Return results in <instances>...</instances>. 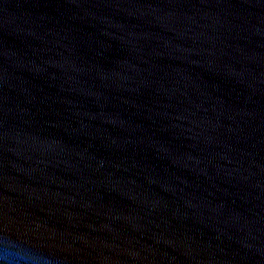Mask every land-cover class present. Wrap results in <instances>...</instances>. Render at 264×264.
<instances>
[{
    "label": "water",
    "instance_id": "obj_1",
    "mask_svg": "<svg viewBox=\"0 0 264 264\" xmlns=\"http://www.w3.org/2000/svg\"><path fill=\"white\" fill-rule=\"evenodd\" d=\"M264 264V0H0V253Z\"/></svg>",
    "mask_w": 264,
    "mask_h": 264
},
{
    "label": "clouds",
    "instance_id": "obj_2",
    "mask_svg": "<svg viewBox=\"0 0 264 264\" xmlns=\"http://www.w3.org/2000/svg\"><path fill=\"white\" fill-rule=\"evenodd\" d=\"M34 259L35 257L21 249L0 253V264H29Z\"/></svg>",
    "mask_w": 264,
    "mask_h": 264
}]
</instances>
